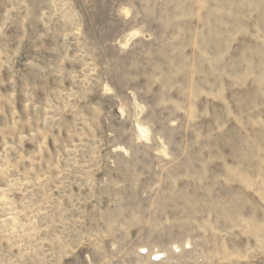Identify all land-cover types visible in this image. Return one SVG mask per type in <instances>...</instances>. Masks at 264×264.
I'll return each mask as SVG.
<instances>
[{"label":"rangeland","instance_id":"obj_1","mask_svg":"<svg viewBox=\"0 0 264 264\" xmlns=\"http://www.w3.org/2000/svg\"><path fill=\"white\" fill-rule=\"evenodd\" d=\"M0 264H264V0H0Z\"/></svg>","mask_w":264,"mask_h":264}]
</instances>
